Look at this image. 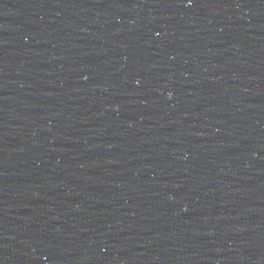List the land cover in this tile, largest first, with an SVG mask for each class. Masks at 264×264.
Wrapping results in <instances>:
<instances>
[{
  "label": "water",
  "instance_id": "1",
  "mask_svg": "<svg viewBox=\"0 0 264 264\" xmlns=\"http://www.w3.org/2000/svg\"><path fill=\"white\" fill-rule=\"evenodd\" d=\"M0 264H264V0H0Z\"/></svg>",
  "mask_w": 264,
  "mask_h": 264
}]
</instances>
